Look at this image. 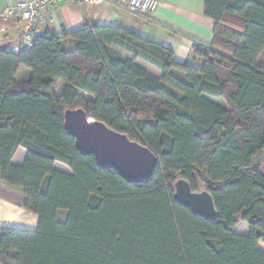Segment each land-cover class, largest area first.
<instances>
[{"label": "trees", "instance_id": "1", "mask_svg": "<svg viewBox=\"0 0 264 264\" xmlns=\"http://www.w3.org/2000/svg\"><path fill=\"white\" fill-rule=\"evenodd\" d=\"M203 1L215 25L210 44L195 43L201 67L118 26L0 49V171L39 217L34 231L0 229V264H264V0ZM22 67L31 74L18 82ZM76 109L148 148L152 178L130 184L81 155L64 126ZM20 147L27 157L15 166ZM179 179L194 192L203 183L216 220L175 201Z\"/></svg>", "mask_w": 264, "mask_h": 264}, {"label": "crops", "instance_id": "2", "mask_svg": "<svg viewBox=\"0 0 264 264\" xmlns=\"http://www.w3.org/2000/svg\"><path fill=\"white\" fill-rule=\"evenodd\" d=\"M20 1L23 0H0V17L5 8L12 7ZM149 19L151 23L148 25L144 17L117 9L111 4L92 8L63 0L53 6L38 34L51 33L62 37L85 25L118 26L171 49L174 53V61L177 63L201 67L203 61L194 56L193 49L195 43L210 44L214 38L215 25L214 21L205 15L203 0H158V6ZM0 27L7 30L0 38V49L8 48L15 51L21 40L22 22L11 21L5 24L0 20ZM119 52L125 57L133 58L131 54L121 49ZM136 63L150 74L162 78V72L148 62L139 59ZM30 74V70L22 67L18 71L16 80L24 81ZM65 87L66 84L60 81L56 87V94L60 96ZM26 157V149L20 147L12 159V164L22 166ZM263 159L264 153H261L256 157V162H262ZM58 164L60 163L56 164V168ZM25 205L26 197L22 190L7 184L2 179L0 171V229L36 230L39 217L29 212ZM245 225L240 232L237 231L239 234L249 233V227Z\"/></svg>", "mask_w": 264, "mask_h": 264}, {"label": "water", "instance_id": "3", "mask_svg": "<svg viewBox=\"0 0 264 264\" xmlns=\"http://www.w3.org/2000/svg\"><path fill=\"white\" fill-rule=\"evenodd\" d=\"M64 126L75 139L77 151L83 156H93L100 168L116 170L130 184H142L152 178L158 159L142 144L93 120L82 109L67 110ZM174 190L179 205L207 220H216L217 210L209 192H194L184 179L174 184Z\"/></svg>", "mask_w": 264, "mask_h": 264}, {"label": "built area", "instance_id": "4", "mask_svg": "<svg viewBox=\"0 0 264 264\" xmlns=\"http://www.w3.org/2000/svg\"><path fill=\"white\" fill-rule=\"evenodd\" d=\"M63 0H23L16 5L5 8L0 20L7 24L11 21H20L23 24L21 40L15 50H29L38 34V30L50 13L53 6ZM73 3L86 7L100 8L104 4H111L117 9L133 15L144 17L147 24L151 23L149 16L154 13L158 6V0H70ZM7 30L0 27V38Z\"/></svg>", "mask_w": 264, "mask_h": 264}, {"label": "rangeland", "instance_id": "5", "mask_svg": "<svg viewBox=\"0 0 264 264\" xmlns=\"http://www.w3.org/2000/svg\"><path fill=\"white\" fill-rule=\"evenodd\" d=\"M261 60H262V61H261L262 64L264 65V54L262 55ZM56 169L59 170V171H61V172H64V173H68V174L71 173L70 170H69V168L66 167L65 165H62V164H58ZM201 176H202L203 178H205V174H204V173H201ZM198 191H199V192L205 191V187H204V185H203L202 182H198ZM66 215H67V212H66V211H61V212L59 213V219H60V220H63V219L66 217ZM244 226H246V225H245V223L242 221V217H239V218H238V225H237V227H236V232H237V231L240 232ZM238 232H237V233H238ZM259 248H260L262 251H264V243H260Z\"/></svg>", "mask_w": 264, "mask_h": 264}]
</instances>
